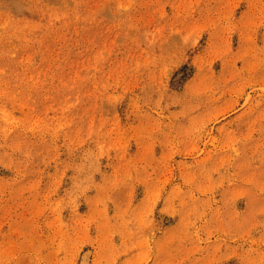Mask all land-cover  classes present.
I'll return each mask as SVG.
<instances>
[{"label": "rangeland", "instance_id": "obj_1", "mask_svg": "<svg viewBox=\"0 0 264 264\" xmlns=\"http://www.w3.org/2000/svg\"><path fill=\"white\" fill-rule=\"evenodd\" d=\"M0 264H264V0H0Z\"/></svg>", "mask_w": 264, "mask_h": 264}]
</instances>
